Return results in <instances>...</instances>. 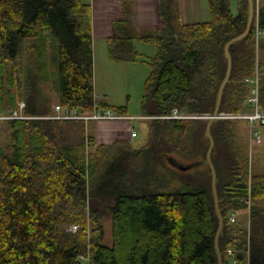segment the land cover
Here are the masks:
<instances>
[{"label": "trees", "instance_id": "16d2710c", "mask_svg": "<svg viewBox=\"0 0 264 264\" xmlns=\"http://www.w3.org/2000/svg\"><path fill=\"white\" fill-rule=\"evenodd\" d=\"M208 1L211 20L184 24L179 0H160L165 27L153 31L134 24V0H124L127 19L114 24L110 58L143 61L137 41L158 49L141 105L154 119L147 145L133 149L124 141L97 146L84 120L54 118L57 106L81 115L113 108L95 93L91 4L0 0V264H219V217L204 164L209 141L200 138L207 122L161 118L215 109L228 67L224 48L246 30L249 5L239 0L234 15L232 0ZM254 3L250 34L230 47L220 112L246 108L247 79L257 72L264 110V37L256 39L264 6L258 16ZM113 109L127 115V107ZM211 132L223 264H264V171L251 173L236 122L215 121ZM194 157L190 170L173 164ZM108 207L112 248L103 245ZM233 212L249 213L247 226L232 223Z\"/></svg>", "mask_w": 264, "mask_h": 264}, {"label": "rangeland", "instance_id": "374dc122", "mask_svg": "<svg viewBox=\"0 0 264 264\" xmlns=\"http://www.w3.org/2000/svg\"><path fill=\"white\" fill-rule=\"evenodd\" d=\"M179 4L182 13V22L184 24L200 23L211 20L208 0H179ZM238 4L239 0H232V11L234 15L238 14ZM260 6H264V0H257L258 16V7ZM137 47L142 54L143 61L114 62L108 53L107 42L100 41V39L95 42L94 82L96 96L101 102H104L113 108L127 107V115L122 116L128 117L119 120H91L87 122L85 124V131L88 136L93 138V141H95L97 146L102 144L114 145L119 141H124L129 143L133 149H141L148 143L149 122L154 118L151 117L150 119L143 120L145 115L143 114L141 105L145 94L146 82L152 75V67L148 63L158 57V49L156 46L143 41H137ZM113 108H111L112 111L117 114L116 109L114 110ZM208 114H210V116L204 117L205 119H203V121L207 122V125L209 121L215 117L214 112L203 115L206 116ZM215 121L219 120L215 117L214 122ZM248 126V123L245 121H236L238 141L243 148L244 154L249 159V169L251 173L254 171L263 172L264 140L261 144L254 142L251 139ZM133 131L137 132V138L132 137ZM261 131L264 137V127L261 128ZM200 138H207L206 129L205 133H202ZM89 140L90 138L88 141ZM208 146H210V142ZM91 148L93 149L94 147L92 146ZM204 149L205 147L203 145L200 149L202 155ZM197 157H194L191 160L184 159L185 163H188L187 165L195 166L196 164L190 163H192V160ZM180 160L183 162V157H180ZM194 166H192V168ZM103 212L102 223L104 225L105 233L103 245L112 248L114 245L112 209L111 207H108L105 208ZM238 220L239 215L237 217V221ZM240 220L244 223L243 225L246 224L247 226L249 221L248 215L244 213L241 215ZM71 227L68 230H70Z\"/></svg>", "mask_w": 264, "mask_h": 264}, {"label": "built area", "instance_id": "2783aa9c", "mask_svg": "<svg viewBox=\"0 0 264 264\" xmlns=\"http://www.w3.org/2000/svg\"><path fill=\"white\" fill-rule=\"evenodd\" d=\"M264 36V29H261L259 27V24H257L256 28V39L257 41H260V39ZM247 82L250 84V95L247 101V106L245 109L239 111V112H220L217 115L218 120L222 121H245L248 123L250 136L256 143L260 144L263 141V134L261 131V128L264 127V110L261 109L260 105V82L261 77L259 75V72L255 75V77L251 79H247ZM25 106V103H21V108L23 109ZM57 115L54 117L56 119L60 120H84V121H90V120H109V119H125L128 117L115 114L112 110L106 109V110H96L92 115H81L78 113L77 110H63L60 106L56 107ZM17 116V113L15 114ZM208 115H189L184 112L179 113V111H175L172 116L169 117H161L162 119H179V120H186V119H199L203 120L204 117H209ZM132 137H137L136 131L132 132ZM238 217L237 212L231 213L230 221L232 223L236 222ZM70 232H77L78 226H72L69 230ZM234 250H229V254H233ZM233 264H236V262L233 261Z\"/></svg>", "mask_w": 264, "mask_h": 264}, {"label": "crops", "instance_id": "0c3cea01", "mask_svg": "<svg viewBox=\"0 0 264 264\" xmlns=\"http://www.w3.org/2000/svg\"><path fill=\"white\" fill-rule=\"evenodd\" d=\"M92 6L93 43L118 37L114 24L127 19L124 0H83ZM160 0H134L131 19L140 28L159 31L165 22L159 11ZM141 42V41H140ZM95 54V51H94ZM95 56V55H94ZM137 138V137H136Z\"/></svg>", "mask_w": 264, "mask_h": 264}, {"label": "water", "instance_id": "95a60500", "mask_svg": "<svg viewBox=\"0 0 264 264\" xmlns=\"http://www.w3.org/2000/svg\"><path fill=\"white\" fill-rule=\"evenodd\" d=\"M248 5H249V19H248L246 30L242 34L231 39L225 45V48H224V56L228 61V67H227L225 79L223 80V82L219 88V91H218L217 102H216L215 109L213 111L215 117H217V115L220 112L223 93H224L225 87H226V85L229 82L230 77H231L233 60H232V56L230 53V47L236 43L243 41L251 32V28H252L253 20H254V16H255L254 0H248ZM215 117L209 121L207 128H206V137L210 142V146H209V150H208L207 156H206V161L204 162V164L208 165L209 168L211 169V172H212L213 195H214V200H215L216 212H217V215L219 217V228H218V231L216 234L215 243H216V250H217V254H218L219 264H223V255H222V252H221V249L219 246V239H220L221 233H222L223 228H224V217L222 215V212H221L220 206H219V195H218V190H217V172H216V168L214 166L213 160H212V155H213L214 149H215V141H214V138H213L212 133H211V127H212V124L215 120ZM173 164L181 170H188V169L192 168V166H194V165H182V164H179L177 162H173Z\"/></svg>", "mask_w": 264, "mask_h": 264}, {"label": "bare ground", "instance_id": "6f19581e", "mask_svg": "<svg viewBox=\"0 0 264 264\" xmlns=\"http://www.w3.org/2000/svg\"><path fill=\"white\" fill-rule=\"evenodd\" d=\"M220 121V120H219Z\"/></svg>", "mask_w": 264, "mask_h": 264}]
</instances>
